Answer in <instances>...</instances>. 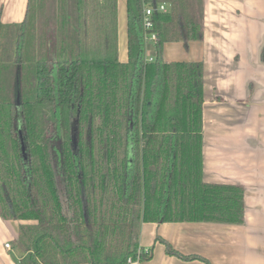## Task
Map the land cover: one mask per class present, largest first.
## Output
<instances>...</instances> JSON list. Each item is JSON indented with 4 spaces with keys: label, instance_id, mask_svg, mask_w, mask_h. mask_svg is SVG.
Wrapping results in <instances>:
<instances>
[{
    "label": "trees",
    "instance_id": "trees-1",
    "mask_svg": "<svg viewBox=\"0 0 264 264\" xmlns=\"http://www.w3.org/2000/svg\"><path fill=\"white\" fill-rule=\"evenodd\" d=\"M117 1L28 0L0 21V217L27 221L19 264H128L151 257L142 222L244 220L242 186L202 180V63L163 59L202 38L203 0H149L168 4L150 61L142 0H126L119 60Z\"/></svg>",
    "mask_w": 264,
    "mask_h": 264
},
{
    "label": "crops",
    "instance_id": "crops-1",
    "mask_svg": "<svg viewBox=\"0 0 264 264\" xmlns=\"http://www.w3.org/2000/svg\"><path fill=\"white\" fill-rule=\"evenodd\" d=\"M27 6L0 0L1 23H22ZM202 17V38L166 42L163 59L202 63V180L242 186L244 220L142 222L138 244L151 257L131 264H264V0H203ZM117 30L126 61V0L117 1ZM26 222L0 217V264H19Z\"/></svg>",
    "mask_w": 264,
    "mask_h": 264
},
{
    "label": "built area",
    "instance_id": "built-area-1",
    "mask_svg": "<svg viewBox=\"0 0 264 264\" xmlns=\"http://www.w3.org/2000/svg\"><path fill=\"white\" fill-rule=\"evenodd\" d=\"M168 10V4L165 2H160L156 5H151L149 3V0H142V26L144 31V39H145V45L149 43L150 41H153L155 39V33L150 32V30L153 27L152 22V14L155 11L160 12H166ZM147 61L152 60V57L149 56L145 58ZM10 244L7 242L5 243V247H9ZM145 252H147V248L143 249ZM134 263L131 259H128V264Z\"/></svg>",
    "mask_w": 264,
    "mask_h": 264
},
{
    "label": "rangeland",
    "instance_id": "rangeland-1",
    "mask_svg": "<svg viewBox=\"0 0 264 264\" xmlns=\"http://www.w3.org/2000/svg\"><path fill=\"white\" fill-rule=\"evenodd\" d=\"M122 1V0H121ZM51 14L52 13V11H45L44 10V14L41 16V17H37L36 19H35V25H36V30H35V32L37 33V34H39L40 33V31H44V28H45V26H49V25H51V23L52 22H49V21H46V19L49 17V16H47L48 14ZM47 14V15H46ZM58 29V28H57ZM149 53H148V51L147 50H145V55H148ZM20 247V246H19ZM20 249H21V247H20ZM22 250V249H21ZM23 251V250H22Z\"/></svg>",
    "mask_w": 264,
    "mask_h": 264
},
{
    "label": "water",
    "instance_id": "water-1",
    "mask_svg": "<svg viewBox=\"0 0 264 264\" xmlns=\"http://www.w3.org/2000/svg\"><path fill=\"white\" fill-rule=\"evenodd\" d=\"M72 146L75 148L76 147V138H75V133H73V138H72Z\"/></svg>",
    "mask_w": 264,
    "mask_h": 264
}]
</instances>
